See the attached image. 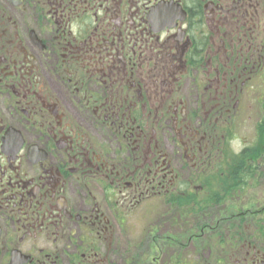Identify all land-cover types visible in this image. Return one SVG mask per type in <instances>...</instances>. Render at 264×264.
Instances as JSON below:
<instances>
[{
	"label": "flooded vegetation",
	"instance_id": "flooded-vegetation-1",
	"mask_svg": "<svg viewBox=\"0 0 264 264\" xmlns=\"http://www.w3.org/2000/svg\"><path fill=\"white\" fill-rule=\"evenodd\" d=\"M0 264H264V0H0Z\"/></svg>",
	"mask_w": 264,
	"mask_h": 264
},
{
	"label": "rangeland",
	"instance_id": "rangeland-1",
	"mask_svg": "<svg viewBox=\"0 0 264 264\" xmlns=\"http://www.w3.org/2000/svg\"><path fill=\"white\" fill-rule=\"evenodd\" d=\"M246 122H247L246 124L248 125L247 127H250V131H251L252 130V125H253L252 121H249V120L246 119ZM176 220H177V218H176ZM138 221H139V223L137 225H134V230H133V242L134 243H137L139 241V238L141 236V232H142L143 228H145V225L143 223V220L140 217L138 218ZM176 225H177V222H176ZM176 234H178V233L176 232ZM185 248H187V249L183 250L180 253L182 257H183V254H185L184 256L186 258L193 259L192 256H196V254L198 253V250L197 249L196 250L193 249V247L190 246V245L189 246H186ZM131 250H132V255L134 257H138L139 256L140 259H142L143 258L142 257V254H143L144 258H146V256L144 255V249L143 248L141 249V247H139V246L138 247L133 246V249L131 248V249L127 250V251H122V254H125L126 252L129 253V251H131ZM178 252L179 251L176 248V256L178 255ZM208 253L209 252L207 251L206 254H205V257H204V261L208 259V255H209Z\"/></svg>",
	"mask_w": 264,
	"mask_h": 264
}]
</instances>
